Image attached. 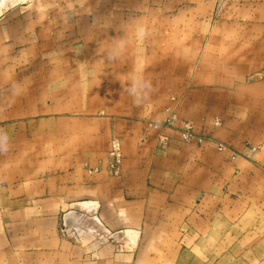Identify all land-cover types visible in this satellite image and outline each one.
Returning <instances> with one entry per match:
<instances>
[{
	"label": "crops",
	"instance_id": "0c3cea01",
	"mask_svg": "<svg viewBox=\"0 0 264 264\" xmlns=\"http://www.w3.org/2000/svg\"><path fill=\"white\" fill-rule=\"evenodd\" d=\"M136 69L152 81L146 99L123 91ZM263 70L264 0H0L13 157L0 165V264H264ZM208 91L226 144L215 208L190 187L187 170L203 166L185 145L166 157L155 131L142 140L168 107L192 116V96Z\"/></svg>",
	"mask_w": 264,
	"mask_h": 264
},
{
	"label": "rangeland",
	"instance_id": "374dc122",
	"mask_svg": "<svg viewBox=\"0 0 264 264\" xmlns=\"http://www.w3.org/2000/svg\"><path fill=\"white\" fill-rule=\"evenodd\" d=\"M189 27V26H188ZM177 30L182 32L184 31V26H176ZM190 31L192 32H201L204 31L203 26H190ZM205 31L215 32L216 26L210 25L207 26ZM182 68V67H180ZM178 75V74H177ZM183 75V74H182ZM189 77V74H187ZM198 75L196 73L191 74V78L189 82V88H195L196 83L199 82L198 77L194 79V76ZM254 77H263L264 70L254 74ZM175 85L177 83V89L179 88V81H174ZM176 89V90H177ZM174 99V98H172ZM193 100V110L192 116L181 115L178 112L172 111L170 107L167 108L169 114L161 121H152L148 126L150 128H146L143 139L147 138V132L153 130L157 133L156 136V145H155V154H159V156L166 155L175 147L180 148V146H184L183 149H179L182 151V156H191V158H196V161L203 166L201 169L192 168L191 170H187L191 173L190 187L192 190L199 193L200 199H205L203 204L208 208H215V195L217 188H221V184L217 182V174H216V153L215 151L220 150L218 145L219 143L226 144L220 141H217L215 137V128L217 125L221 124V119H219L216 115V105H215V93L214 91H208L207 96L205 98L204 94H194L192 96ZM206 101V103H205ZM201 115V117H200ZM167 133H166V132ZM186 134H189L188 137H185ZM116 139V138H115ZM113 140V139H112ZM111 140V141H112ZM175 145V146H174ZM213 148L212 152H209L201 159L199 157L200 151H206ZM110 150H111V142H110ZM168 151V152H166ZM178 151V150H176ZM166 152V153H164ZM110 154V151H109ZM6 154L0 153V165L2 167H6L4 163H7L13 157H6ZM2 156H4V160H2ZM8 156V154H7ZM168 156H172L170 153ZM111 157V154H110ZM167 157V155H166ZM175 158V157H173ZM177 162H184L183 159H177ZM193 160V159H192ZM112 161V157H111ZM188 162V161H187ZM181 164V163H180ZM185 171V170H182ZM227 186H224V194L228 193L226 189ZM199 203V201H198Z\"/></svg>",
	"mask_w": 264,
	"mask_h": 264
},
{
	"label": "clouds",
	"instance_id": "9594fccd",
	"mask_svg": "<svg viewBox=\"0 0 264 264\" xmlns=\"http://www.w3.org/2000/svg\"><path fill=\"white\" fill-rule=\"evenodd\" d=\"M126 42L123 39L114 43L113 47L108 50L107 58L109 61L119 58L123 54ZM129 86L123 87V91L134 98L146 99L154 91L152 81L147 79L140 69H136L129 77ZM15 89L16 86L14 85ZM10 138L8 134L0 129V153H6L9 150Z\"/></svg>",
	"mask_w": 264,
	"mask_h": 264
},
{
	"label": "built area",
	"instance_id": "2783aa9c",
	"mask_svg": "<svg viewBox=\"0 0 264 264\" xmlns=\"http://www.w3.org/2000/svg\"><path fill=\"white\" fill-rule=\"evenodd\" d=\"M189 134H186L185 137H188ZM220 150L225 149V145L222 143H219L218 145ZM110 154L112 157V161H111V167L115 170L118 171L121 165V162L123 160V153H122V149H121V143L118 139H113L111 141V150H110Z\"/></svg>",
	"mask_w": 264,
	"mask_h": 264
}]
</instances>
